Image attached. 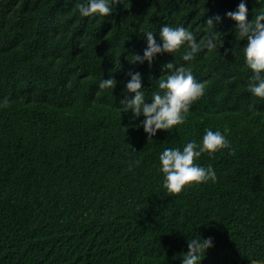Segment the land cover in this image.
I'll use <instances>...</instances> for the list:
<instances>
[{
    "label": "trees",
    "instance_id": "trees-1",
    "mask_svg": "<svg viewBox=\"0 0 264 264\" xmlns=\"http://www.w3.org/2000/svg\"><path fill=\"white\" fill-rule=\"evenodd\" d=\"M77 2L0 0V264H181L190 229L213 238L201 264L264 258V97L245 89L242 53L231 50L246 41L225 15L240 0H121L105 19L81 18ZM247 5L251 21L259 5ZM215 15L222 47L195 69L205 96L179 131H158L147 145L133 126L143 117L118 109L126 73L139 71L150 89L173 57L151 67L126 57L142 54L146 28L159 40L165 24L195 31ZM101 76L118 81L116 101L98 89ZM206 127L227 129L235 146L201 158L218 183L158 191V153ZM130 157L141 161L134 174Z\"/></svg>",
    "mask_w": 264,
    "mask_h": 264
},
{
    "label": "clouds",
    "instance_id": "clouds-1",
    "mask_svg": "<svg viewBox=\"0 0 264 264\" xmlns=\"http://www.w3.org/2000/svg\"><path fill=\"white\" fill-rule=\"evenodd\" d=\"M119 2L121 0H82L75 3L73 11L81 18L105 19ZM255 4L259 7L255 8V12L252 10L251 21L248 20L247 0H240L234 11L225 14L235 22L232 29L235 40L246 41L243 47L233 48L231 52L237 60L241 59L242 53L243 70L247 73L245 89L251 93L253 100L264 97V0H255ZM221 22V16H211L201 29L195 31L180 23L165 24L159 28V40L155 26H151L142 32L146 40L142 54L134 52L126 57L130 65H144L147 62L149 67L158 56L169 54L173 57L161 66L163 74L159 79L149 78L152 84L150 89L143 86L139 71L126 73V78L130 79L124 84L118 109L120 115L130 112V121L143 117L139 125L133 126L143 128L147 145L156 142L153 138L158 131H179L187 123L193 106L205 96L208 82L197 75L196 62L202 57L218 54L222 41L216 25ZM117 84L114 77L104 79L101 76L97 87L109 92L116 101L113 92ZM7 104L6 99L0 101V107ZM250 107L257 108V105ZM124 129L127 131V128ZM229 135L227 129L221 131L206 127L202 134L186 137L179 146L163 147L154 165L157 175L161 177L157 190L173 196L193 187L217 184L219 177L216 168L212 163L202 164L201 158L215 159L217 153L223 154L225 151L234 154L235 146ZM140 163L139 159L130 157L126 171L134 174ZM185 234L188 237V250L179 257L181 264H201L206 250L213 246V238L201 239L193 229ZM249 261L250 264H264V258H251Z\"/></svg>",
    "mask_w": 264,
    "mask_h": 264
},
{
    "label": "bare ground",
    "instance_id": "bare-ground-1",
    "mask_svg": "<svg viewBox=\"0 0 264 264\" xmlns=\"http://www.w3.org/2000/svg\"><path fill=\"white\" fill-rule=\"evenodd\" d=\"M232 76H233V75H232ZM227 84H228V83H227ZM227 84H226V85H227ZM228 87H229V86H228ZM225 91H226V90H225ZM226 92H227V91H226ZM228 94H229V93H228ZM259 112H260V111H259ZM261 113H262V112H261ZM251 114H252V113H251ZM258 115H259V114H258ZM262 115H263V114H262ZM263 116H264V115H263ZM261 120H262V119H261ZM192 203H193V202H192Z\"/></svg>",
    "mask_w": 264,
    "mask_h": 264
}]
</instances>
